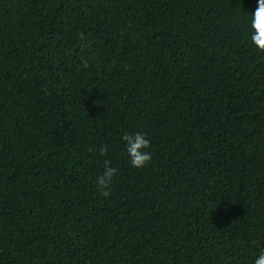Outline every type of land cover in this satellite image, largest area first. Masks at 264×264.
<instances>
[{
	"label": "trees",
	"instance_id": "1",
	"mask_svg": "<svg viewBox=\"0 0 264 264\" xmlns=\"http://www.w3.org/2000/svg\"><path fill=\"white\" fill-rule=\"evenodd\" d=\"M257 7L0 0V264H255ZM137 131L151 141L143 168L122 139ZM105 160L117 169L107 197Z\"/></svg>",
	"mask_w": 264,
	"mask_h": 264
},
{
	"label": "clouds",
	"instance_id": "2",
	"mask_svg": "<svg viewBox=\"0 0 264 264\" xmlns=\"http://www.w3.org/2000/svg\"><path fill=\"white\" fill-rule=\"evenodd\" d=\"M252 29L251 41L261 52H264V0H258V7L252 12L250 20ZM122 139L126 142V151L134 168H143L152 160V153L147 151L151 141L143 132L125 133ZM108 146L102 145L99 149L101 156H106ZM117 169L112 167L108 160L104 161V169L101 175L96 178V186L101 195L107 197L111 194V185ZM255 264H264V252L255 259Z\"/></svg>",
	"mask_w": 264,
	"mask_h": 264
}]
</instances>
